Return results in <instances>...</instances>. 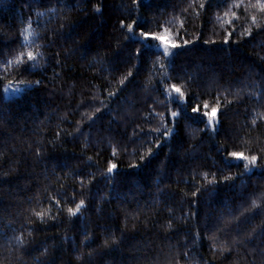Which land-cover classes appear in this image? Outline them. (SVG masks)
Masks as SVG:
<instances>
[{
    "label": "trees",
    "instance_id": "obj_1",
    "mask_svg": "<svg viewBox=\"0 0 264 264\" xmlns=\"http://www.w3.org/2000/svg\"><path fill=\"white\" fill-rule=\"evenodd\" d=\"M262 3L0 0V264H264ZM133 20L180 46L130 38ZM171 84L187 112L164 137ZM205 101L215 131L191 113ZM233 150L260 161L245 171Z\"/></svg>",
    "mask_w": 264,
    "mask_h": 264
},
{
    "label": "snow or ice",
    "instance_id": "obj_2",
    "mask_svg": "<svg viewBox=\"0 0 264 264\" xmlns=\"http://www.w3.org/2000/svg\"><path fill=\"white\" fill-rule=\"evenodd\" d=\"M133 2L137 5H139L140 0H133ZM200 7H205L204 3H201ZM260 7L262 9H264V3H262L260 5ZM96 10L99 11L100 10V6L97 5L96 6ZM233 15H235V13H233ZM256 17H253V20L255 21ZM121 26H125V21L121 20L120 21ZM63 26V25H62ZM134 26L136 28L139 29L138 33L134 30ZM126 28L128 30V36L130 38L132 37H136L138 39V42H140L141 44H146L152 41H156L158 42L157 46L162 49V54L165 56L168 55H172L173 49H176L177 47L180 46V42L175 38L174 34L170 33L169 29L164 28L163 31H156V32H152V31H146L144 29V27L140 26L139 22L137 20H133L131 23H127L126 24ZM232 35V33H228L227 35L224 36V41L227 42L229 39V36ZM24 39L27 40L28 36L25 35ZM136 42V41H133ZM184 44L189 43L188 41H184ZM136 53L138 55L142 54V50L141 48H137L136 49ZM27 57V60L24 59V57ZM42 55V54H40ZM38 58V53L32 51L31 49H29L26 53L21 52L18 56H17V64L19 65H23L24 66V70L28 71L29 70V65L34 66L36 61ZM6 63H11V61H6ZM12 82H9V86H11ZM24 83H30L29 81H24ZM36 83H40L39 81H36ZM121 83H123V81H121ZM172 90H174V92L176 94H178V97L180 99V104L177 108L176 111H171L170 110V116L173 118V128H167L164 132H163V136L164 137H169L170 134L173 132L174 127H175V120L176 118H178L183 112H187V97L185 96V93L182 91L181 87L177 84H171L169 86ZM19 89H17L18 91ZM5 91H7V89H5ZM97 111H99V109H97ZM191 113L195 114L196 116L199 117L200 122L205 124V128H211L212 131L216 130V126L220 123V106L219 104H215V105H209L207 101L204 102L203 105V111H201V105L196 104L195 106H193L191 108ZM161 116L163 115L162 113L160 114ZM189 119H192V116L188 117ZM155 131L159 132V129H156ZM156 144L159 145L160 141L157 140ZM149 152L152 151V149H148ZM228 157L233 158V161L235 162H242L244 165V169L245 171H251L253 168H255L259 161H260V156L258 154H251L248 155L246 154L244 151H230L227 154ZM144 156H141L140 159L144 160ZM225 159V163L226 164H230L232 161H229L227 159V157L224 158ZM117 168V164L114 162L109 161V166L107 168V172L108 173H113V171ZM205 176L208 175V173L204 174ZM236 177H234L232 174H229L228 176H224L222 177V180L224 181H229V180H234ZM214 185L218 182L215 181V176L213 174V182ZM201 189L197 188L196 191H194L192 193L193 196L197 195L198 192H200ZM53 199H55V197H53ZM57 203H59V201H57ZM193 203H195V201H193ZM253 206L255 207L257 205V201H253L252 202ZM85 206V200L84 199H80L79 202L76 204L75 207H69L67 209L68 213L70 216H75L77 215L81 208ZM35 215L41 220V222H44V216L45 213L44 212H36ZM250 239H254V237H250ZM112 240L115 241L116 237L113 236ZM108 241H105V244H107ZM260 252V255L262 258H264V231L261 232V240L259 242V246L256 249ZM253 260L256 259L255 256H253L252 258Z\"/></svg>",
    "mask_w": 264,
    "mask_h": 264
}]
</instances>
